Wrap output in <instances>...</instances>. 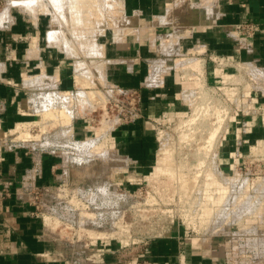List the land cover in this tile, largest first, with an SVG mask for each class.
I'll list each match as a JSON object with an SVG mask.
<instances>
[{
    "label": "rangeland",
    "instance_id": "374dc122",
    "mask_svg": "<svg viewBox=\"0 0 264 264\" xmlns=\"http://www.w3.org/2000/svg\"><path fill=\"white\" fill-rule=\"evenodd\" d=\"M18 1L0 0V15L4 14L0 23L14 20L17 12L30 23L41 17L48 43L75 62L76 86L69 89L74 93L49 88L47 81L35 86L36 78H28L20 109L24 116L0 128V159L5 149L23 148L37 161L54 162L52 183L38 187L29 179L26 185L39 192L34 202L56 236L62 260L66 264H108L111 257L119 256L125 262L145 243L168 235L193 240L218 236L231 255L263 253L264 71L255 63L247 69L243 62L223 60L216 65L208 59L228 82L223 84L221 78L207 73L197 50L174 55L179 28L177 33L158 32L160 51H172L173 73L197 84L181 89L180 98L186 105L182 113H162L150 120L147 125L152 134L142 138L136 130L143 117L141 94L126 92L107 79L98 43L102 33L110 35L112 29L115 35L125 33L124 24L104 10L107 1L112 4L114 0L95 7L96 12L101 9L100 16L96 13L95 21L84 24L88 30L85 48L79 46L84 41L75 42L72 36L79 24L72 27L63 22L65 18H60L63 26L59 24L52 1L42 0L44 5L40 0ZM35 1H40L38 10ZM170 1H174L169 9L178 27L200 22L212 12L213 0ZM57 29L56 43L49 38L53 40L50 32L55 35ZM68 36L75 48L65 47L70 43L66 44ZM49 109L52 113L47 115ZM61 109L69 116L61 114ZM20 122H24L22 130ZM211 132L216 134L209 143ZM195 137L205 150L192 144ZM162 147L174 149L171 161L181 168L182 161L187 162V173H198L193 189L185 191L179 181L155 172ZM199 159L204 161L200 167ZM211 176L219 188L224 187L222 197ZM205 187L210 188L212 198H205Z\"/></svg>",
    "mask_w": 264,
    "mask_h": 264
},
{
    "label": "crops",
    "instance_id": "0c3cea01",
    "mask_svg": "<svg viewBox=\"0 0 264 264\" xmlns=\"http://www.w3.org/2000/svg\"><path fill=\"white\" fill-rule=\"evenodd\" d=\"M117 2H121L122 12H106L124 24L125 33L115 35L112 29L110 35L102 33L98 43L107 79L141 94L143 117L136 123L140 126L136 130L142 138L152 134L147 125L150 120L162 113H182L186 105L180 98L181 89L197 84L194 79L180 78L173 73L172 51H160L158 32L177 33L179 28L172 46L177 51L174 55L197 50V59L206 63L211 77L216 67L208 59L214 57L255 63L264 71V37L258 36L252 44H247L225 28L244 21L264 24V0H213L210 15L205 14L200 22L191 25L184 22L179 27L169 9L174 1ZM14 16V20L0 23V128L5 129L12 120L20 121L24 116L20 109L29 88L27 80L36 78L35 86L47 81L46 86L56 91H70L76 86L75 62L65 51L48 43L43 19L38 17L30 23L20 12ZM85 44L82 42L79 46L85 48ZM32 158L27 150L16 148L5 149L0 159V264H66L60 257L63 255L52 228L34 202L39 192L26 185L29 179L38 187L52 183L54 162ZM145 261L151 264H264V252L255 256L231 255L218 236L193 240L168 235L145 243L125 262L116 256L108 264Z\"/></svg>",
    "mask_w": 264,
    "mask_h": 264
},
{
    "label": "bare ground",
    "instance_id": "6f19581e",
    "mask_svg": "<svg viewBox=\"0 0 264 264\" xmlns=\"http://www.w3.org/2000/svg\"><path fill=\"white\" fill-rule=\"evenodd\" d=\"M16 1H18V0H16ZM31 1V0H30ZM33 1V0H32ZM41 1V2H40ZM40 1H38V2H40L42 5H44V3H42L43 1L42 0H40ZM50 1H52V3L54 4H52L51 2V5H52V7L54 8L53 10H56V12L55 11H53V13L55 12L56 14V16H54L55 18H62V19H64V21L62 20V19H60V20H58V18L56 19V20H58L59 22V24H61L62 25V23H60V21L62 20L63 22H66V23H70L71 25H72V27L74 26H77V25H75V24H79L78 26L79 27H81V28H79V27H76V29H74V31L72 32V33H74V35H72L73 37H74V39L76 40L75 42H77L78 40H79V42L81 41V39H84V42L87 40V38H88V30L87 29H84V28H86V27H84V24L85 23H87V24H90V21H91V19L92 20H94V15L97 13V16L99 17L100 16V14H101V9H99L98 10V12H96V8L95 7H99V8H101V7H103V5H102V2L103 1H107V0H50ZM112 1V0H111ZM11 2V1H10ZM23 2H24V0H23ZM22 2V4H24ZM36 3H37V9L36 10H38V2L37 1H35ZM93 2V3H92ZM110 2V1H109ZM17 3H19V1L17 2ZM27 3V2H26ZM25 3V6L26 7H28L27 6V4ZM36 3L34 4L33 3V6H35L36 5ZM14 5H16V2L15 3H13ZM30 4V3H29ZM31 4H32V2H31ZM40 4V5H41ZM46 4V3H45ZM20 5H21V2H20ZM25 6H24V8H25ZM31 6V5H30ZM29 6V7H30ZM31 7V11H33V9L36 7ZM55 6V7H54ZM106 6H108V8H106ZM44 7H46V5L44 6ZM44 7H42V12H43V8ZM48 8V7H47ZM112 8H114V9H112ZM108 10V11H110V10H114V11H116V12H118V13H120V12H122V4H121V2H117V0H114L113 1V3L111 4H108V1H107V5L105 4V8H104V10ZM35 10V9H34ZM47 10H49V9H47ZM51 10V9H50ZM49 10V11H50ZM31 11H30V13H31ZM40 11V10H39ZM46 11V10H45ZM49 11H46V12H49ZM36 12V11H35ZM52 12V11H51ZM34 13V12H33ZM37 13H38V11H37ZM1 14V13H0ZM32 14V13H31ZM4 15V14H3ZM2 15V16H3ZM88 15H91V18L88 16ZM1 16V15H0ZM0 17V19H2L3 17ZM54 19V18H53ZM90 19V20H89ZM68 21V22H67ZM95 21V20H94ZM64 25H65V23H63ZM60 25V26H61ZM63 26V25H62ZM66 26V25H65ZM57 27H59V26H57ZM51 28H56V26H54V27H51ZM51 30V29H50ZM59 29H57V31L56 30H54L55 31V35H52L51 33L52 32H50V36H53V40H52V37H50L49 39H51L50 41H55L56 42V40L55 39H58L57 41H59V37H60V35H58L57 34V32L59 33V31H58ZM129 29L127 28L126 29V32L128 31ZM131 32V31H130ZM60 34V33H59ZM70 34V33H69ZM68 34V35H69ZM59 36L58 38H56V36ZM69 37V36H68ZM67 37V38H68ZM71 37V36H70ZM70 37H69V40H70ZM72 37V38H73ZM74 40H72V42H73ZM67 42H70V43H68L69 45H70V47H72V48H75V47H73V46H71L72 45V42H71V40L70 41H66V44H67ZM75 42H73V44L75 43ZM57 43V42H56ZM69 45H66V46H69ZM196 62H194V64H195ZM197 64V63H196ZM78 67H79V65H78ZM77 67V68H78ZM79 69V68H78ZM80 73V72H79ZM77 74V77H78V75L80 76L81 75V73L80 74ZM82 76H83V74H82ZM79 79H80V77H78ZM79 79H78V81H79ZM82 79H84V77H82ZM81 80V79H80ZM82 83V82H81ZM83 83H84V81H83ZM65 92H72V93H74L73 91H65ZM60 112H61V114H63L64 116L66 115V116H69L68 115V113H67V110H65V109H61L60 110ZM51 114L52 113V110H50L49 109V111H47V115L48 114ZM67 119H68V117H67ZM21 123H23L24 124V122H20V127H18V128H21ZM19 125V124H18ZM23 128V127H22ZM22 128H21V130H22ZM211 134L212 135H210V137H209V143H211V141H212V139H213V137H214V135L216 134V133H214V132H211ZM202 136V135H201ZM199 137H200V135H199ZM193 142H195V143H192V144H194V145H197V146H199V148H206V146L203 144V142L202 141H199L198 142V138L197 137H195L194 138V141ZM162 148H164V149H162L160 152H159V154H158V160L156 161V163H155V165L153 166L154 168H155V172H158V174H162L163 176L165 175V176H170V177H172V178H174L175 180H177V181H179L180 182V186L181 187H183V188H185V191H189V190H191V189H193L194 188V186L198 183V173H195V174H189V173H187L186 172V170L184 169V165H186V161H182V163H181V165H182V168H181V166L178 164L177 165V162H173V161H171V157H172V152L174 151V149H172L171 147H167V148H165V147H162ZM205 150V149H204ZM202 155V154H201ZM180 156V155H179ZM180 158V157H179ZM178 158V159H179ZM173 160V159H172ZM180 161V160H179ZM202 162H204L202 159H199L198 160V166L200 167V164L202 163ZM123 164V163H122ZM116 165V164H115ZM119 166V165H118ZM117 166V167H118ZM202 166V165H201ZM120 168V167H119ZM122 168V167H121ZM211 179H212V181H214L215 183H214V185H216V187H214L215 188V190L217 191V189L219 190V194H220V197H222L223 196V194H224V187H221V188H219L218 186H217V184H218V181H217V179L214 177V176H211ZM205 189H207V191L206 192H204L205 193V198L206 197H208V198H212V196H211V194H208V191L210 190V188H206L205 187ZM214 190V191H215ZM206 200H208V199H206ZM219 200V199H218ZM215 201H217V200H215ZM209 209H211V208H207V210H209Z\"/></svg>",
    "mask_w": 264,
    "mask_h": 264
},
{
    "label": "built area",
    "instance_id": "2783aa9c",
    "mask_svg": "<svg viewBox=\"0 0 264 264\" xmlns=\"http://www.w3.org/2000/svg\"><path fill=\"white\" fill-rule=\"evenodd\" d=\"M5 22V20H4ZM226 30L233 34L236 38H238L240 41H243L247 44H252L254 39L258 36H263L264 37V24L261 23H256L253 21H244L241 23H236V24H232V25H228L226 26ZM240 35H242L241 37H239ZM212 60L216 63V65L218 63L223 64V60H227L229 62H231L230 59L228 58H224V57H214L212 58ZM233 64V63H231ZM240 64V63H237ZM242 64H246L248 67H246L247 69H249L250 65H253V63H242ZM227 65V64H226ZM244 69H246L245 67H243ZM215 77H219L221 78V83H228V82H224L223 78L218 75V73L214 74ZM230 84V82H229ZM126 90V92L129 91H133L135 94H138V90H132V89H124ZM249 97V95H248ZM247 97V98H248ZM133 100H136V98H133ZM247 99H245L246 101ZM253 101V98L251 99ZM137 118L139 117H135V120H137ZM39 193H36V198H38ZM39 208V206L37 205V209ZM151 264L150 262H138L137 264Z\"/></svg>",
    "mask_w": 264,
    "mask_h": 264
}]
</instances>
